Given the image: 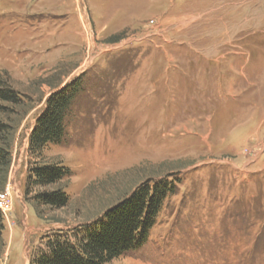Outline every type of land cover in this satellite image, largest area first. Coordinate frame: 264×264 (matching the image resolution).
I'll list each match as a JSON object with an SVG mask.
<instances>
[{
    "label": "rangeland",
    "instance_id": "1",
    "mask_svg": "<svg viewBox=\"0 0 264 264\" xmlns=\"http://www.w3.org/2000/svg\"><path fill=\"white\" fill-rule=\"evenodd\" d=\"M0 76L24 102L0 113V264H30L47 234L164 179L147 241L107 264H264V0H0ZM79 76L63 141L31 152L49 96ZM43 164L70 174L36 185ZM57 189L67 205L36 201Z\"/></svg>",
    "mask_w": 264,
    "mask_h": 264
},
{
    "label": "trees",
    "instance_id": "2",
    "mask_svg": "<svg viewBox=\"0 0 264 264\" xmlns=\"http://www.w3.org/2000/svg\"><path fill=\"white\" fill-rule=\"evenodd\" d=\"M81 81L82 76H79L49 96L29 137L31 152L42 154L48 144L63 141L68 113L83 90ZM23 103L10 79L0 76V113L15 115L16 110L6 109ZM12 128L0 118V189L7 183L13 161ZM69 172L66 167L56 164H43L31 170L33 182L42 186L61 181ZM174 187L173 180L168 179L145 182L129 198L107 209L102 217L84 224L79 231L58 230L47 234L46 247L30 264H107L138 248L147 241L149 231ZM35 198L47 206L63 207L68 203V196L61 189L40 192ZM2 216L0 211V241L4 227Z\"/></svg>",
    "mask_w": 264,
    "mask_h": 264
},
{
    "label": "built area",
    "instance_id": "3",
    "mask_svg": "<svg viewBox=\"0 0 264 264\" xmlns=\"http://www.w3.org/2000/svg\"><path fill=\"white\" fill-rule=\"evenodd\" d=\"M9 208L8 196L0 193V211H6Z\"/></svg>",
    "mask_w": 264,
    "mask_h": 264
}]
</instances>
